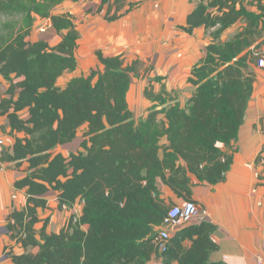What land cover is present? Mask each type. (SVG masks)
I'll list each match as a JSON object with an SVG mask.
<instances>
[{
	"label": "trees",
	"instance_id": "16d2710c",
	"mask_svg": "<svg viewBox=\"0 0 264 264\" xmlns=\"http://www.w3.org/2000/svg\"><path fill=\"white\" fill-rule=\"evenodd\" d=\"M65 1L0 0V15L13 17L0 29V77L10 81L0 114L7 115L12 133L24 134L3 150L1 160L28 163L27 175L14 184L26 189L27 206L6 218L7 234L25 252L11 251L9 258L13 264H145L155 255L163 264H227L210 260L218 243L212 237L217 225L208 220L179 226L160 248L158 228L173 207L160 195L169 186L188 199L193 176L209 184L225 179L233 154L219 144L232 147L244 123L256 76L249 63L252 47L264 44V5L260 0H200L183 29L191 34L204 26L213 42L189 77L196 87L193 96L182 106L168 103L174 98L165 88L160 93L146 89L157 103L145 119L136 120L127 92L137 62L126 66L123 55L98 50L103 71L73 77L64 89L57 86L62 75L78 67L75 18L55 13ZM253 5L259 13L248 8ZM36 17L49 18L60 41H29ZM240 20L243 29L223 41L224 31ZM85 124L84 152L68 157L56 152ZM164 137L169 144L162 143ZM52 191L60 207L82 201V213L76 218L72 213L59 233L42 230L40 240L38 208L47 207L45 196Z\"/></svg>",
	"mask_w": 264,
	"mask_h": 264
},
{
	"label": "crops",
	"instance_id": "0c3cea01",
	"mask_svg": "<svg viewBox=\"0 0 264 264\" xmlns=\"http://www.w3.org/2000/svg\"><path fill=\"white\" fill-rule=\"evenodd\" d=\"M199 1L122 0L116 4L113 0L101 5L100 0H66L56 8L55 13H70L75 18L80 33L76 51L78 67L62 75L57 86L64 89L73 77L88 76L92 70L103 71L104 65L96 55L100 50L105 56L123 55L126 66L137 62V71L132 73L127 92L129 109L136 120L145 119L150 108L157 103L146 96V89L160 93L165 88L168 97L174 98L169 99L168 103L179 102L186 106L196 89L189 82V77L193 68L204 58V47L213 42V37L204 26L195 28L191 34L183 29ZM260 2L264 5V0ZM248 8L260 12L257 5ZM115 14L118 16L115 20L106 17ZM43 22L44 19L36 17L28 40L45 39L51 45L56 44L62 38L61 34L52 27L49 29H53L55 35L48 37V33H41L38 26ZM244 26L241 20L233 24L224 31L222 40L230 39ZM252 49L259 56L254 54L249 62L256 76L244 123L232 147L219 144L223 150L233 154L225 179L217 184H209L201 183L193 176L195 185L188 199L178 196L169 186H163L160 195L169 206L183 205L191 199L208 210L206 218L194 217L188 224L208 220L217 225L212 234L218 243V249L210 255L213 262L257 264V256L264 248V44ZM157 77L162 79L157 80ZM9 85L10 81L1 76L0 101L7 96ZM11 130L7 115L0 114V137L5 138V149L12 147L17 136L24 137L23 133H12ZM87 130V124L80 127L76 139L58 146L56 152L67 157L71 153L84 152L81 141L88 139L85 136ZM162 143L169 144L168 138L164 137ZM27 168V162L21 166L3 162L0 166V250L5 249L4 255L0 256L8 255L7 252L11 251L16 254L25 252L4 229L8 223L6 218L12 210H22L27 206L26 189H17L14 185L18 178L27 175ZM45 199L47 207L38 208L39 221L35 225L40 240L42 230L59 233L70 218L68 213L71 215V212H75L80 216L83 208V202L78 199L68 211H64L59 206L55 191L46 195ZM165 227L164 224L158 231ZM170 229L173 233L178 227ZM38 249L34 247L31 251L37 252ZM1 264L13 262L8 257ZM145 264H163V261L154 255Z\"/></svg>",
	"mask_w": 264,
	"mask_h": 264
},
{
	"label": "built area",
	"instance_id": "2783aa9c",
	"mask_svg": "<svg viewBox=\"0 0 264 264\" xmlns=\"http://www.w3.org/2000/svg\"><path fill=\"white\" fill-rule=\"evenodd\" d=\"M46 19V18H45ZM38 26L40 32H46L50 27L51 23L45 21ZM51 21V20H50ZM6 142L4 137H0V166L2 165L1 154L5 148ZM64 211H68V206L62 207ZM209 214L207 209L199 207V205L192 201L186 200L183 205H175L172 207L169 217L165 220L167 227L161 229L158 235V241L161 240L160 248H165V241L171 237V229L176 228L183 224L190 222L194 217L206 218ZM257 264H264V248L259 252L257 256Z\"/></svg>",
	"mask_w": 264,
	"mask_h": 264
},
{
	"label": "rangeland",
	"instance_id": "374dc122",
	"mask_svg": "<svg viewBox=\"0 0 264 264\" xmlns=\"http://www.w3.org/2000/svg\"><path fill=\"white\" fill-rule=\"evenodd\" d=\"M8 20L12 21L13 20V17H10V16H5V15H0V29H2V26L5 22H7ZM45 20H47L48 22H50V19L49 18H46ZM51 23V22H50ZM39 31V30H38ZM41 33H48V37H50L52 34L55 35V31L53 29H49L47 30L46 32H41ZM5 149V148H4ZM68 215L70 216V213H68ZM8 248V247H7ZM4 251L5 249L3 250H0V254H3L4 255ZM9 253V252H7ZM1 257V256H0Z\"/></svg>",
	"mask_w": 264,
	"mask_h": 264
},
{
	"label": "water",
	"instance_id": "95a60500",
	"mask_svg": "<svg viewBox=\"0 0 264 264\" xmlns=\"http://www.w3.org/2000/svg\"><path fill=\"white\" fill-rule=\"evenodd\" d=\"M4 231L7 232V229L5 228ZM8 257H9L8 255L1 256V257H0V264L3 263V261H4L6 258H8Z\"/></svg>",
	"mask_w": 264,
	"mask_h": 264
},
{
	"label": "clouds",
	"instance_id": "9594fccd",
	"mask_svg": "<svg viewBox=\"0 0 264 264\" xmlns=\"http://www.w3.org/2000/svg\"><path fill=\"white\" fill-rule=\"evenodd\" d=\"M64 205H67V204H64ZM64 205H62V207H63ZM67 206H68V210H69L71 205H67ZM62 207H61V208H62ZM72 213H75V212H71V215H70V217L72 216ZM75 214H76V213H75ZM76 217H78V215H77V214L75 215V218H76ZM69 219H70V218H69ZM5 228H6V227H5Z\"/></svg>",
	"mask_w": 264,
	"mask_h": 264
}]
</instances>
